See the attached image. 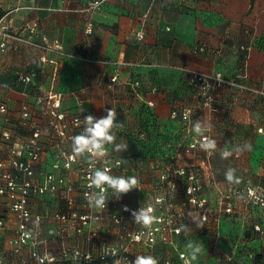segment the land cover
<instances>
[{
  "label": "crops",
  "instance_id": "obj_1",
  "mask_svg": "<svg viewBox=\"0 0 264 264\" xmlns=\"http://www.w3.org/2000/svg\"><path fill=\"white\" fill-rule=\"evenodd\" d=\"M89 1L0 0V28L3 24L8 31L36 43L45 41L50 45L57 41L63 52L70 55L17 42H10L11 46H17L15 49L0 50V104L6 107V113L0 114V131L7 130L11 140L26 141L37 127L43 146L38 169L51 171L60 149L53 124L61 121H57L55 114L68 116L83 109V120L89 114L99 118L106 115V109L117 110V122L123 126L115 130V143L126 141L129 146L121 153L114 151L113 145L107 146L110 156L121 161L111 174L135 176L139 183L137 189L120 200H115L111 190L108 191L107 208L96 231L99 245L124 243L121 241L124 231L113 224L111 213L122 215L128 228H140L121 213L120 206L148 204L161 197L165 188L157 187L156 181L159 172L167 171L171 163L198 169L201 192L215 208L219 194L230 186L224 176L228 168L236 169L241 185L264 186V133L257 131L264 128V0H102L98 9L87 11ZM87 23L92 26L90 34L85 33ZM137 33L142 34L141 39ZM198 46H203L205 52L195 53ZM243 47L246 53L241 50ZM216 70L258 93L236 87L214 91V103L222 112L204 111L198 119L210 125L205 135L217 144L210 158L204 159L205 151L199 148L201 138L170 114L194 110L198 105L189 84L190 71ZM21 75H29L30 81L21 82ZM113 75L115 82H111ZM135 80L138 86H133ZM56 100L60 105L52 108ZM24 110L31 118L26 125L19 123ZM151 121L158 125L161 134L149 132L145 138L140 135L144 140L138 141L137 133ZM63 122L67 124V134L77 135L68 118ZM168 137L176 138L173 149L168 145ZM191 137L198 140L195 155L183 152L182 146ZM246 143L251 145L250 150L221 159L222 149L232 150ZM61 148L69 150L71 142L66 141ZM81 161L86 163L88 158L81 157ZM81 165L73 164L68 171L60 168L54 172L65 174L75 185L72 195L81 212L94 211L82 206L87 201L78 173ZM184 186L183 180L177 178L169 198L170 209L182 231L173 237L178 251L187 252L188 243L199 245L201 251L193 264H215L219 260L213 248L216 243L223 251L234 249V264H264L263 207L236 198L232 214H212L203 223L198 214L183 204L187 198ZM58 196L38 197L33 206L41 211L39 200L49 197L45 202L49 201L56 211L60 202L64 204ZM191 218L198 220L201 227ZM13 223L9 217L1 231L0 248L6 247L13 235ZM57 226L47 221L44 228ZM67 234V246L79 245L72 229ZM99 245L92 242L84 247L95 252ZM126 247L132 261L137 255H152L159 264L178 262L170 246L129 242ZM57 250L54 245L53 251ZM255 255L259 256L256 261Z\"/></svg>",
  "mask_w": 264,
  "mask_h": 264
},
{
  "label": "built area",
  "instance_id": "obj_2",
  "mask_svg": "<svg viewBox=\"0 0 264 264\" xmlns=\"http://www.w3.org/2000/svg\"><path fill=\"white\" fill-rule=\"evenodd\" d=\"M102 0L89 1L86 7L87 11L98 9ZM2 20H0L1 22ZM1 24V23H0ZM1 40L0 50L17 46H11L10 42L18 44H27L44 51H53L60 55L70 56L62 50V46L57 41L50 45L45 43H36L24 38L18 34L7 30L5 25H1ZM85 33H92V26L87 23ZM138 39L142 38L141 33H137ZM195 53L205 52L203 46H198L194 49ZM84 61L107 63L104 60L81 58ZM19 80L23 83L30 81L29 75H21ZM189 83L195 87L196 96L199 98L198 105L194 110L185 109L182 111H172L171 118L179 117L185 124L186 128H192V123L197 121L204 111L212 114H218L221 107L214 103V91L223 87H236L240 90L257 92L253 88L227 79L221 71H213L211 73L190 71ZM116 81V75L111 77V82ZM139 82L135 80L133 86H138ZM59 100L54 101L51 106L57 108ZM6 113L4 104H0V114ZM83 111L76 114L66 116L63 113L55 114L57 121L53 124L56 134L59 138V150L55 156L51 171H42L38 169L41 163L43 154V146L39 140L40 130L37 127L33 128L30 138L26 141L11 140V134L7 130L0 131V240L1 231L7 226L8 218L11 217L13 223V235L8 238L7 245L0 248V264H132L130 254L127 250V243L136 242L147 246L169 245L177 253L178 264H193L190 255L184 251H177L173 237L181 234V227L177 216L171 211L169 198L176 188V179L180 178L186 183L184 205H188L191 211L198 214L203 223L209 219L212 214H232L235 209L234 200L238 196L243 195V201L258 205L264 208V186L262 185H230L224 192L219 194L216 208L213 206L209 198L201 192V182L199 179V171L194 167H184L176 163H171L167 171H160L156 185L164 187V191L160 196L155 197L151 203L137 204L133 206L127 205L130 209L137 210L141 206L151 205L154 208V215L157 221L148 228L141 225H136L129 212L122 210L124 205L120 206L122 214H127L131 219L132 224L136 229L128 228L123 222V216L116 213H111L113 224L118 226L124 234L121 241L116 245H107L98 241L97 229L100 221L103 219L104 209H95L94 211L81 212L76 206V200L72 195L76 191L75 185L67 178L65 174L55 173V169L62 168L70 170L73 164H82L79 167V178L81 180L82 193L91 191L87 187L88 175L94 168L120 167L121 161L118 158L110 156L107 149V155L98 161H93L88 158L86 163H81V157H73L71 148L65 150L61 148L66 141L71 142V138L75 134H67L65 129V118H68L70 126L74 127L77 134L81 131L78 121L82 120ZM21 121L19 123L26 125L30 114L24 110L21 113ZM259 133H264V128H257ZM197 138H189L184 144L183 152L194 154L197 149ZM204 159L210 158V152H204ZM249 193H252L250 196ZM46 194H59L65 203V208L56 210L50 213L38 212L33 202L38 197ZM83 194V195H84ZM85 196V195H84ZM257 197L259 199H257ZM82 206L89 207L88 203H82ZM47 221H52L58 226L55 228H44ZM256 230L258 227H255ZM75 232V239L79 245L67 246L68 238L67 231ZM180 229L179 234L177 230ZM43 231H46L44 234ZM84 231H88L85 233ZM216 237V236H215ZM217 241V240H216ZM96 242L99 246L97 251L93 252L84 247V244ZM57 245V252L53 251V246ZM213 248L219 254V260L215 264H234V249L232 251H223L216 243H213ZM26 254V255H25ZM26 256L28 258H26ZM29 262H27V260ZM164 264H170L165 262Z\"/></svg>",
  "mask_w": 264,
  "mask_h": 264
},
{
  "label": "clouds",
  "instance_id": "obj_3",
  "mask_svg": "<svg viewBox=\"0 0 264 264\" xmlns=\"http://www.w3.org/2000/svg\"><path fill=\"white\" fill-rule=\"evenodd\" d=\"M83 109H81V112ZM81 131L71 138V152L73 157H87L93 161L102 160L107 155V146L113 145L114 151L121 153L127 151L128 142L115 143V130L123 126V123L117 122V110L114 108L106 109V115L99 118L89 114L83 120L78 121ZM210 125L206 121L197 120L192 123V132L200 137L199 148L205 152H215L217 144L210 136L205 135ZM251 145L244 144L236 146L232 150L227 148L220 151L221 159H228L234 153H242L250 150ZM225 180L230 185H238L241 183V177L236 175L235 168H228L224 172ZM139 181L135 176H117L111 174V169L107 167L94 168L88 175L87 187L91 189L85 192V199L89 207L94 209H104L109 201L108 191L111 190L115 200H120L123 195L129 193L133 189H137ZM251 196L252 193H249ZM243 200V195L238 196ZM257 199H259L257 197ZM123 211L129 212L136 225L145 228L150 227L157 221L154 215V208L149 206H141L137 210L130 209L127 205L122 208ZM197 225L201 227V223L195 218H191ZM188 226L184 225V228ZM180 229L177 230L179 234ZM187 254L192 260H195L201 251L199 245L188 243L186 245ZM41 264L43 262L41 261ZM132 264H159V261L152 255H137Z\"/></svg>",
  "mask_w": 264,
  "mask_h": 264
},
{
  "label": "trees",
  "instance_id": "obj_4",
  "mask_svg": "<svg viewBox=\"0 0 264 264\" xmlns=\"http://www.w3.org/2000/svg\"><path fill=\"white\" fill-rule=\"evenodd\" d=\"M90 1H92V0H90ZM242 51H244L245 53L247 52V50H246V48L245 47H243L242 49H241ZM246 55V54H245ZM223 76L225 77V78H227L224 74H223ZM228 79V78H227ZM190 84V83H189ZM191 85V84H190ZM192 86V85H191ZM192 88L194 89V91H195V94H196V89H195V87H193L192 86ZM197 99H198V103H199V98L197 97ZM176 118H179V117H176ZM180 119V118H179ZM159 127H158V125L156 124V123H154V121L152 122H150V123H148L147 124V126H144L143 128H141V130L137 133V136H136V139L138 140V141H143L144 140V135L146 136L149 132H156L157 134H161V132L159 131V129H158ZM140 135H142L143 137L141 138V137H139ZM176 139V138H175ZM175 139L173 138V137H168V139H167V142H168V145L170 146V148H174V146H175V144H174V142H175ZM184 184H185V186H184V194H185V187H186V183L184 182ZM239 186H245V185H241V184H238ZM156 246V245H155ZM162 246H169V245H162ZM171 247V246H170ZM172 248V247H171ZM172 250H173V248H172ZM176 250L178 251V249L176 248ZM173 252L176 254V257H177V253H176V251H174L173 250ZM258 255H255V261L258 259ZM177 260H178V257H177ZM254 261V262H255ZM178 262H179V260H178ZM178 262L177 263H175V264H178ZM170 263V262H169ZM92 264H94V263H92ZM95 264H99V263H95ZM170 264H172V263H170ZM174 264V263H173Z\"/></svg>",
  "mask_w": 264,
  "mask_h": 264
},
{
  "label": "rangeland",
  "instance_id": "obj_5",
  "mask_svg": "<svg viewBox=\"0 0 264 264\" xmlns=\"http://www.w3.org/2000/svg\"><path fill=\"white\" fill-rule=\"evenodd\" d=\"M46 198H49V197H46ZM46 198L44 199V201H40L39 200V203H38V206L39 207L38 208L41 210L39 212L46 213V214L49 215L50 213L53 212L54 207H52L51 205H49V203H48L49 201H47V203L45 202L46 201ZM58 198L60 199L59 202L60 201H64V200H62L61 196H58ZM59 204H60V206L57 208V210H61V209L65 208V203L63 204V206H62V203L61 202Z\"/></svg>",
  "mask_w": 264,
  "mask_h": 264
}]
</instances>
